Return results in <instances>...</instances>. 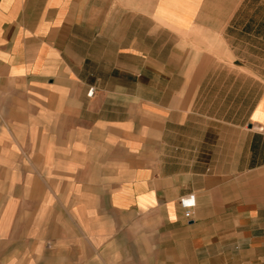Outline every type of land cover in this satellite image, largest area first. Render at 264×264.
Returning a JSON list of instances; mask_svg holds the SVG:
<instances>
[{
  "label": "crops",
  "instance_id": "1",
  "mask_svg": "<svg viewBox=\"0 0 264 264\" xmlns=\"http://www.w3.org/2000/svg\"><path fill=\"white\" fill-rule=\"evenodd\" d=\"M158 27L165 44L176 31L202 44L201 77L177 98L196 114L168 116L164 141L124 119L123 77L143 73ZM11 138L26 165L36 156L75 185L100 172L96 197L106 188L113 208L149 218L143 262L264 264V0H0V164Z\"/></svg>",
  "mask_w": 264,
  "mask_h": 264
},
{
  "label": "rangeland",
  "instance_id": "2",
  "mask_svg": "<svg viewBox=\"0 0 264 264\" xmlns=\"http://www.w3.org/2000/svg\"><path fill=\"white\" fill-rule=\"evenodd\" d=\"M163 32L164 28L158 27L157 42L142 44L147 47L145 51L151 53V59L141 60L143 73L126 74L123 81L128 89L124 92L126 123L145 125L146 131L156 127L163 132L164 141L168 116L196 114L197 107H182L177 98L186 93L181 90L183 86L195 84L201 77L197 75L196 66L200 62L197 54L202 53V44L191 42V38L187 43V37L178 31L174 32L172 42L165 44ZM188 48L191 57L186 59ZM170 52L172 59L167 58ZM259 61L253 59L254 64L259 65ZM202 63L201 66L206 64ZM184 66L188 70L182 72ZM170 87L176 95L173 101ZM91 90L93 87L89 92ZM89 92L86 96L92 97ZM187 93L199 95L202 91ZM209 93L211 97L212 92ZM37 94L40 93L32 89L24 90L25 105L30 104L33 111L36 107L32 100ZM205 109L213 111V108ZM10 141L14 142L16 152L4 155V163L0 164V264L150 263L143 262L140 255L149 254L148 230L154 224L145 216L113 208L106 188L104 194L96 197L101 188L89 184L94 177H100V172L77 171L75 185L74 174L70 176L67 169L54 172L37 163L36 156H30L32 162L26 165L24 139L11 138ZM107 172L112 174L111 170ZM107 189L110 190V186ZM140 231L147 232L141 236L146 241L139 242Z\"/></svg>",
  "mask_w": 264,
  "mask_h": 264
},
{
  "label": "built area",
  "instance_id": "3",
  "mask_svg": "<svg viewBox=\"0 0 264 264\" xmlns=\"http://www.w3.org/2000/svg\"><path fill=\"white\" fill-rule=\"evenodd\" d=\"M93 94V90L89 92V95ZM181 206L186 210L185 215L189 218L192 216L193 208L196 206V198L194 194L183 197L180 200Z\"/></svg>",
  "mask_w": 264,
  "mask_h": 264
}]
</instances>
